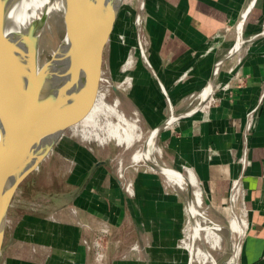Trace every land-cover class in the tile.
I'll use <instances>...</instances> for the list:
<instances>
[{
	"label": "crops",
	"instance_id": "crops-1",
	"mask_svg": "<svg viewBox=\"0 0 264 264\" xmlns=\"http://www.w3.org/2000/svg\"><path fill=\"white\" fill-rule=\"evenodd\" d=\"M156 2L168 13L158 22L151 17L147 24L154 48L147 59L149 72L159 80L157 72L170 63L171 70L163 77L172 79L173 88L166 90L159 84L167 98L177 103L186 88L192 89V84L182 81L186 73L205 70L201 59L210 50L204 44L230 36L249 0ZM245 31L249 36L264 31V0H256ZM259 40L263 44L233 61L221 75L198 113L173 123L158 137L168 163L192 171L210 204L231 202L238 207L243 233L237 264H264V37ZM249 118L253 124L247 131ZM99 169L72 208L64 210L67 206H63V213L61 209V213L57 210L37 217L27 224L23 235L9 239L8 264L186 263L176 245L185 220L181 193L156 173L139 171L134 197L129 198L121 189L117 194L112 185L107 188L108 179ZM233 196L235 201H231ZM99 234L104 235L106 247L103 263L96 260L92 246Z\"/></svg>",
	"mask_w": 264,
	"mask_h": 264
},
{
	"label": "rangeland",
	"instance_id": "rangeland-1",
	"mask_svg": "<svg viewBox=\"0 0 264 264\" xmlns=\"http://www.w3.org/2000/svg\"><path fill=\"white\" fill-rule=\"evenodd\" d=\"M156 1L157 0H149L142 11H138L135 8L134 1H131L130 5H127L121 10L111 36L109 47L104 54L103 79L95 81L97 84L103 86L108 85L105 99L108 104L112 106L115 104L114 108L117 110L116 112L130 121L136 119L138 132L141 133L143 140L147 139V137H151L154 132L151 131L149 133V131L169 115L171 116V111L176 114L183 113L191 110L194 105L196 106L199 103V92L208 80L214 62L227 55L230 49L233 48L234 42L238 40V35L236 32H233V27L231 30L232 33L230 31V36L223 40L215 39L214 41L205 43V50H210V54L201 59V61H203L202 64H205V70L200 73V68L198 67L199 70L196 69L187 72L182 81L192 84V86L189 87L192 89L186 88V93H184V95L181 94V99L177 103H173L170 96L168 98L169 101H167L165 96L160 92L159 83L162 84L166 90H168V88H170V90L173 88L172 79H170V77H163L165 73L171 70L170 63L163 64L165 69H162L161 72H157L158 75H160V79L158 80L150 74L149 71L151 70L146 66L142 58V54H144L148 59V56H151L154 50L153 41H151L153 39L150 37V30L147 28V24L151 22L152 18L158 22L160 17H162L161 15H165V13L167 15L168 13L165 6L157 5ZM153 11L155 13H153ZM137 16H139L138 19ZM241 33L243 39L248 38L249 35H246L245 24L243 25ZM220 41L224 42L221 43ZM261 44L263 43H261L260 40L243 44L239 52L220 65L217 79L219 80L221 75H224V72H228L234 64L233 61L240 60L245 54H248L251 49ZM222 45H224V47ZM157 65L158 64H156V66ZM197 78H199V80H197ZM215 88L216 86L214 87V91ZM111 119L112 121H116L113 117H111ZM75 121V119L69 121L65 127L58 131V134H55L54 139L49 140L48 145L52 148L60 145L70 135L74 137L69 139V141L67 140L68 142L65 146H62L56 153H53L51 157L40 165L38 170L31 174L18 188L9 209V222L5 230L4 244H6L11 237H16L18 234L23 235L27 224L33 220H37V217L46 216V214L52 212L60 211L61 213L63 206H67L64 210L66 208H72L74 200L69 201L65 198L66 196L62 199V195H67L74 191L82 177L96 161H108V165L100 167L98 172L100 175H105L108 179L107 188L112 185V189L117 194L121 189L129 198L134 197V185L137 181V173H139V171L154 173L143 165V161L134 162L132 159L136 150L141 149L140 144L128 149L119 146L116 144L114 138L108 136L105 130H103L104 128L102 131L99 130L98 132V137H101L100 140L97 141V139L91 138L90 140L82 141L80 133H73L71 130L74 127L80 129L83 127ZM100 123L101 122H99V124ZM168 124L171 126L170 120ZM101 125L103 124L101 123ZM170 126L164 130H169L172 127ZM158 137L157 146H159L158 148L160 150L159 157H156L158 164L166 167L169 166V168L177 171L187 170V168L181 165L168 163L167 153L162 149ZM27 158L29 157L27 156ZM29 164L30 163L24 161V166L22 168H25ZM133 169H135V171ZM157 175L161 178L159 174ZM115 179L119 180L121 184L118 185ZM161 179L163 180V178ZM126 186H129L128 191H126ZM200 188L202 190V187ZM183 199H185L184 196ZM184 209V225L182 227L180 239L176 241V245L185 255V264H190V258L186 248L191 246L188 233L192 230V227L188 213L186 214L187 207L185 202ZM200 211L202 212L200 218L203 220L201 223L203 226L211 228V230H213L212 228L216 225L223 226L225 230L214 231L219 238L217 244L213 245L211 241L206 242L202 240L205 249L208 251V255L215 260L216 264H237L241 236L236 232H230L228 223L233 213L236 218L242 220L238 207L231 205V202L218 206L212 205L206 200L202 192ZM64 216H67L65 211ZM31 217L34 219H31ZM18 237L20 240L21 236L19 235ZM98 237L99 236L96 235V238ZM95 241H97V239ZM236 246H238V248ZM191 248L193 252L197 248H201V250L205 251L199 243V239L192 244ZM10 256L11 254H9L7 248L3 254L2 264H8ZM101 261H99V263H103L104 260ZM191 264H209V262H202V260L199 259L197 261L193 260Z\"/></svg>",
	"mask_w": 264,
	"mask_h": 264
},
{
	"label": "water",
	"instance_id": "water-1",
	"mask_svg": "<svg viewBox=\"0 0 264 264\" xmlns=\"http://www.w3.org/2000/svg\"><path fill=\"white\" fill-rule=\"evenodd\" d=\"M21 1L0 0V125L4 124L0 132V264L4 252L11 244V240L4 244V236L9 222V209L18 188L74 136L70 135L60 145L52 148L47 146V150L40 157L22 168L35 138L44 139L57 123L64 124V113L69 111L72 94H68L71 90L91 72L97 80L101 72L103 73L104 54L109 47L121 10L134 1L135 8L142 11L146 3V0H62L61 13L57 18L48 20L44 16L14 30L11 24H15ZM255 2L256 0H249L234 28V33L239 25L243 29ZM46 23L52 27L51 39L48 36L52 43L46 52L39 53V39L36 33ZM263 37L264 31L245 39L241 33V47ZM240 49L236 52H231L230 49L227 55L214 62L205 83L212 90L209 99L218 81L217 75L214 77V69L220 67ZM142 58L150 68L147 57L142 54ZM160 88L169 101L161 85ZM206 102H199L186 112L174 113V117L169 115L149 133L155 132L157 139L159 133L170 126L168 120L171 117L172 124L190 118L198 113ZM82 103L81 98L73 108ZM148 139L141 148L143 153L147 151ZM142 163L150 171L161 175V165H152L147 161ZM107 165V160L93 163L74 191L65 195V198L69 201L75 200L87 187L96 170ZM116 181L121 184L119 180ZM184 197L185 204L186 201H191L189 189ZM199 243L208 253L201 240Z\"/></svg>",
	"mask_w": 264,
	"mask_h": 264
},
{
	"label": "bare ground",
	"instance_id": "bare-ground-1",
	"mask_svg": "<svg viewBox=\"0 0 264 264\" xmlns=\"http://www.w3.org/2000/svg\"><path fill=\"white\" fill-rule=\"evenodd\" d=\"M61 7L62 0H22L17 9L15 24H11V28L18 30L21 27H25V25L29 22L38 21L41 19V17L44 18V16L48 20L57 18L58 14L61 13ZM47 23L36 33L39 39V53L44 51L46 52L52 43V41L48 39V36L51 39L53 31L52 27L50 28V25ZM56 24L58 30V19ZM241 31L242 28L241 25H239L236 29L238 40L235 42L231 52H236L241 48ZM218 68L219 66L214 69V77H216L218 74ZM102 79V72L101 75L98 76V80L95 78V76H93V72H91L83 81H81L73 90H71V92L68 94H72L69 100V111L64 113L66 121L64 124L57 123L54 127H52V129L49 131L48 137H45L44 139L35 138L36 140H34L30 151L27 154L31 161L26 156L24 160L25 162L31 163L36 158L40 157L41 154L47 150V146H49V140L54 139L55 134H58V131L65 127L69 121L74 119L78 122L77 124H81L83 127L82 129L74 127L71 130L73 133H80L82 141H87L91 138L97 139V141L100 140L101 137H98V132L99 130L102 131L104 128L103 130H105L108 136L114 138L116 144L119 146H123L128 149L140 144L141 148L143 147L147 139L143 140L141 133L138 132L136 119L131 121L128 120L123 115L116 112L117 110L114 108L115 104L112 106L106 102L105 95L108 85L103 86L95 82ZM84 84L87 87H85ZM210 92V86L204 85L198 95L200 100L199 102H206L210 97ZM81 98L83 99L82 105L77 108H73L75 104L81 100ZM171 116L174 117L173 111H171ZM111 117H113L116 121H112ZM169 120L171 123L172 117ZM99 122H101L103 125H101V123L99 124ZM3 125H0V132L1 129H3ZM158 147L159 146H157V139L155 138L154 132L148 139L147 151L143 153L142 149L136 150L132 156L133 161H147L152 165L159 166L156 159V157H159L160 154ZM160 167L161 177L169 187L175 189L183 196L187 195L188 189L190 190L191 201H186L187 213L192 223V230L188 233L190 245L192 246V244L198 239L206 242L211 241L213 245L217 244L219 242V238L214 231L225 230L223 226H217L216 224V226L212 228L213 230L201 224L203 221L200 218L202 216V212L200 211L202 204V190L192 171L189 169L176 171L172 168H168L169 166ZM233 214L230 217L228 229L230 232H236L239 234V236H241L243 233V221L236 218ZM191 246L187 247L186 245V251L188 252L190 258V264L193 262V260L197 261L199 259H201L202 262L216 264L215 260L210 255H208V253L201 250V248H197L193 252ZM236 247L238 248V246Z\"/></svg>",
	"mask_w": 264,
	"mask_h": 264
},
{
	"label": "built area",
	"instance_id": "built-area-1",
	"mask_svg": "<svg viewBox=\"0 0 264 264\" xmlns=\"http://www.w3.org/2000/svg\"><path fill=\"white\" fill-rule=\"evenodd\" d=\"M252 119H248V123H247V131H249L250 129H251V126H252ZM128 188H129V186H126V191H128ZM235 198L236 197H232L231 198V201H235ZM99 237L97 238V241H93V243H92V246L96 249V255L97 256H95V258H96V260L99 262V261H101V260H104L105 259V253H106V248H105V246H104V239H103V234H99L98 235ZM83 243H84V245L86 246V247H88L89 245V243L86 241V240H83ZM102 262V261H101Z\"/></svg>",
	"mask_w": 264,
	"mask_h": 264
}]
</instances>
